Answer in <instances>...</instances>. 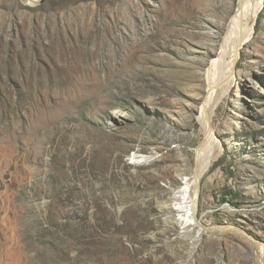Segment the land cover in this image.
<instances>
[{"label": "rangeland", "instance_id": "1", "mask_svg": "<svg viewBox=\"0 0 264 264\" xmlns=\"http://www.w3.org/2000/svg\"><path fill=\"white\" fill-rule=\"evenodd\" d=\"M238 3L0 0V264L258 263L239 239L179 238L160 204L207 100L220 151L197 216L264 244V2L207 99Z\"/></svg>", "mask_w": 264, "mask_h": 264}, {"label": "bare ground", "instance_id": "2", "mask_svg": "<svg viewBox=\"0 0 264 264\" xmlns=\"http://www.w3.org/2000/svg\"><path fill=\"white\" fill-rule=\"evenodd\" d=\"M263 2L264 0H239L233 16L229 20L226 19L225 34L222 42L220 41L219 56L214 59L207 72L208 100L218 85H222L229 77L233 76L234 64L239 59L242 46L253 35V22L262 9ZM209 109L210 106L206 100L199 115L204 137L198 145L194 163H187L189 160L184 155L185 153L180 155L182 161L178 163L175 169L181 184L179 186L171 185L172 191L169 193L168 199L160 203L162 207L169 208V218L171 221L180 224L182 232L191 238V241L189 239L191 244L198 242L193 237L202 229L200 219L197 216V205L201 195H199V185L201 187L202 178L209 171L220 151V145L211 123L212 111L210 112ZM133 158L137 161L140 160L138 155L133 156ZM210 229L218 239L232 238L248 243L254 250L257 262L264 264V244L256 241L254 236L246 234V231L241 228H234L229 225L213 226ZM203 233L204 231L200 233V236ZM192 249L193 245H191L189 253H192ZM179 264L186 263L180 262Z\"/></svg>", "mask_w": 264, "mask_h": 264}, {"label": "water", "instance_id": "3", "mask_svg": "<svg viewBox=\"0 0 264 264\" xmlns=\"http://www.w3.org/2000/svg\"><path fill=\"white\" fill-rule=\"evenodd\" d=\"M42 1H44V0H33V2H36V3H41ZM235 65H236V63L234 64V67H235ZM199 190H200V185H199ZM165 218H167V216L165 217ZM201 222V221H200ZM227 225H230V226H232V227H234V228H241V227H239V226H237V225H235V224H215V225H212V226H210V225H205V224H203L202 222H201V230H200V232H198L197 234H196V236H194L193 237V239H197V246L200 244V243H202L203 241H204V238L202 237V236H200V233L201 232H203L204 231V235H207L208 237H212V238H217L215 235H213V232H212V230L210 229V227H213V226H216V227H221V226H227ZM183 233L184 232H182V231H180L179 230V232L176 234V236H178L179 238H183V239H191V238H189V237H187V236H184L183 235ZM246 234H248V235H250L248 232H246ZM250 236H252L253 237V235H250ZM175 238V237H174ZM256 239V238H255ZM256 240H258V239H256ZM197 246H196V248H197ZM243 250H246L244 247H241ZM195 251V250H194ZM193 254H194V252L192 253V254H187L186 253V261H187V263L190 261V259L192 258V256H193ZM184 257V258H185ZM182 259V258H181ZM180 259V260H181ZM221 263V261L219 260V262H218V264H220Z\"/></svg>", "mask_w": 264, "mask_h": 264}, {"label": "trees", "instance_id": "4", "mask_svg": "<svg viewBox=\"0 0 264 264\" xmlns=\"http://www.w3.org/2000/svg\"><path fill=\"white\" fill-rule=\"evenodd\" d=\"M237 197H240V193L239 192H236L234 191L233 189H227L225 190V193L224 195L222 196V200L223 201H230L231 198H237Z\"/></svg>", "mask_w": 264, "mask_h": 264}, {"label": "flooded vegetation", "instance_id": "5", "mask_svg": "<svg viewBox=\"0 0 264 264\" xmlns=\"http://www.w3.org/2000/svg\"><path fill=\"white\" fill-rule=\"evenodd\" d=\"M199 249V248H198Z\"/></svg>", "mask_w": 264, "mask_h": 264}]
</instances>
